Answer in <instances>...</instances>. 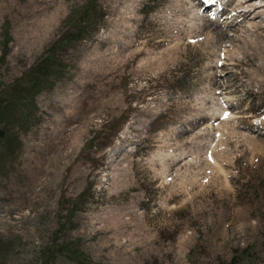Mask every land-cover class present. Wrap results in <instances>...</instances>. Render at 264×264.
<instances>
[{"label":"rangeland","instance_id":"374dc122","mask_svg":"<svg viewBox=\"0 0 264 264\" xmlns=\"http://www.w3.org/2000/svg\"><path fill=\"white\" fill-rule=\"evenodd\" d=\"M85 1L0 0V93ZM96 1L4 127L0 264H264V0Z\"/></svg>","mask_w":264,"mask_h":264},{"label":"trees","instance_id":"16d2710c","mask_svg":"<svg viewBox=\"0 0 264 264\" xmlns=\"http://www.w3.org/2000/svg\"><path fill=\"white\" fill-rule=\"evenodd\" d=\"M65 17L64 21L66 27L57 37L53 38L48 53H45L43 56L41 55L42 57L33 65L32 69H34V71L32 74L34 75L29 77V81L26 83L25 87L21 88L18 85H14L11 88L12 93H0V142H6V146L4 147V150H7L6 153L10 148H16L17 140L15 139L17 134L8 135L4 127H6L9 120L16 121V124L22 127L24 125V120H22V118L27 109H29L27 108V104L24 105L22 103L21 93L24 92L23 95L26 96L27 94L25 93L29 91L30 94L34 96L35 89H33V87L42 80L43 83L50 82L49 77L51 74L58 77L57 79L63 77V74L68 68H66L64 62L62 63L60 61L58 54L60 53L61 55L63 50H70L77 40H82L84 38L89 40L96 39V31L100 30V27L106 22L102 4L98 3L96 0H86L83 3L76 2ZM179 79L180 78H178L177 81ZM257 109L262 112L264 111V107L259 106ZM123 114L124 113L120 114L118 117L121 118ZM122 122L123 121H120L116 125V131L119 130ZM94 139L95 136L93 134L91 139L87 141L82 148L92 146ZM250 253V251L242 250L240 254L232 257L231 263L244 264L249 262L252 264L254 258Z\"/></svg>","mask_w":264,"mask_h":264},{"label":"bare ground","instance_id":"6f19581e","mask_svg":"<svg viewBox=\"0 0 264 264\" xmlns=\"http://www.w3.org/2000/svg\"><path fill=\"white\" fill-rule=\"evenodd\" d=\"M247 1H249V0H247ZM240 2L242 3L243 0H241ZM191 3H192V2H191ZM196 3H197V2H196ZM213 3H214V1H213ZM241 3H240V4H241ZM210 4H211V3H206V6L209 7ZM195 5H198V3L195 4ZM195 17H196V16H195ZM195 19H196V18H195ZM216 20H217V19L210 20V22H211L210 25L214 26V23L216 22ZM219 22H220V21H219ZM217 23H218V22H217Z\"/></svg>","mask_w":264,"mask_h":264},{"label":"snow or ice","instance_id":"6c2138e0","mask_svg":"<svg viewBox=\"0 0 264 264\" xmlns=\"http://www.w3.org/2000/svg\"><path fill=\"white\" fill-rule=\"evenodd\" d=\"M206 3H212L213 0H205Z\"/></svg>","mask_w":264,"mask_h":264}]
</instances>
